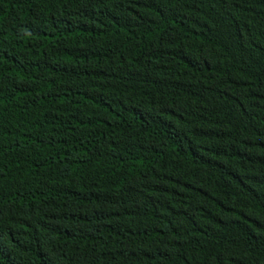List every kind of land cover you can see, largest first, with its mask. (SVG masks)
<instances>
[{"label":"trees","instance_id":"1","mask_svg":"<svg viewBox=\"0 0 264 264\" xmlns=\"http://www.w3.org/2000/svg\"><path fill=\"white\" fill-rule=\"evenodd\" d=\"M0 264H264V0H0Z\"/></svg>","mask_w":264,"mask_h":264}]
</instances>
